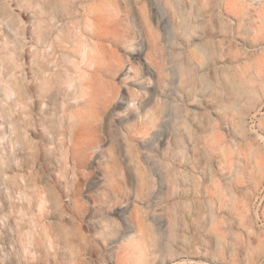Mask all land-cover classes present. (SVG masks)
<instances>
[{"label":"rangeland","instance_id":"obj_1","mask_svg":"<svg viewBox=\"0 0 264 264\" xmlns=\"http://www.w3.org/2000/svg\"><path fill=\"white\" fill-rule=\"evenodd\" d=\"M0 264H264V0H0Z\"/></svg>","mask_w":264,"mask_h":264}]
</instances>
